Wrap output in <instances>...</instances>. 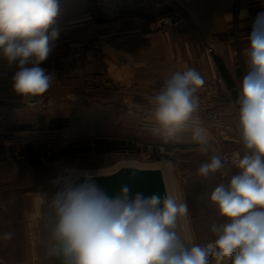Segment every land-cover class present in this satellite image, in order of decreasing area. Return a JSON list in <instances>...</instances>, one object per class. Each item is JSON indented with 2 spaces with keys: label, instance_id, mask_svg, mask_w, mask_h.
Segmentation results:
<instances>
[{
  "label": "clouds",
  "instance_id": "9594fccd",
  "mask_svg": "<svg viewBox=\"0 0 264 264\" xmlns=\"http://www.w3.org/2000/svg\"><path fill=\"white\" fill-rule=\"evenodd\" d=\"M59 14L58 0H0V56L15 65L12 88L30 101L45 94L53 76L40 67L59 33L49 29ZM259 15L258 14V19ZM245 51V75L239 87L240 139L243 155L230 158L212 155L197 172L207 178L227 176L210 195L223 223L213 224L216 239L206 245L187 246L180 221L189 213L186 202L174 196L131 194L127 185L115 195L96 183L97 173L65 167L51 183L55 194L48 198L45 223L48 260L60 264H264V31L253 26ZM205 81L192 68L167 76L151 96L155 127L153 135L165 142L178 139L189 123L199 121L198 90ZM194 139L201 152L208 139L197 127ZM130 179L137 170L127 166ZM13 233L0 235L11 240Z\"/></svg>",
  "mask_w": 264,
  "mask_h": 264
},
{
  "label": "crops",
  "instance_id": "0c3cea01",
  "mask_svg": "<svg viewBox=\"0 0 264 264\" xmlns=\"http://www.w3.org/2000/svg\"><path fill=\"white\" fill-rule=\"evenodd\" d=\"M160 1L162 4L170 3L172 8L170 13L173 16L170 18L173 24L166 28H158L155 22L152 23L149 14L151 0H123L120 5L119 0H89L88 6L83 0H58L59 14L49 32L57 27L64 35L69 32L81 36L88 24H94L95 29L102 30V33L104 28H110L109 38L101 35V55L104 61L111 62L107 68L111 69L112 91L124 93L126 98H114L108 102L96 98L94 115L96 119L110 118L113 128L132 137L133 142L141 146L166 145L176 150V161L169 162L174 169L173 176H168L170 164L164 165L169 166L170 191L179 195L180 201L186 202L189 209L188 216L180 221L181 236L186 237L189 247L193 244L203 246L216 239L211 231L212 225L224 222L217 207L210 202V195L219 183H227L238 169H233L225 181L219 172L204 178L198 175L197 170L212 155L242 144L236 100L246 71L248 37L254 25L264 31V15H259L258 19V14L264 13V0ZM105 4L109 5V9L103 11L105 19L96 20L100 14L97 11L103 10ZM135 8L141 9V13L135 14ZM85 39L78 38L74 59L80 61L82 53L86 58L87 49H81ZM95 39L98 40L97 35ZM104 42L110 51H103ZM189 68L197 70L205 82L219 75L225 79L220 107L231 127L220 135L208 127L188 125L178 139L165 142L161 136L151 132L155 122L146 94L152 90L159 91L167 76ZM0 69L7 70L5 74L8 76L13 75L14 69L8 67L2 56ZM200 91L201 88L198 93ZM197 127L203 129L209 141L207 152H201V146L194 139ZM210 264H216L214 258H210ZM223 264L231 262L225 260Z\"/></svg>",
  "mask_w": 264,
  "mask_h": 264
},
{
  "label": "rangeland",
  "instance_id": "374dc122",
  "mask_svg": "<svg viewBox=\"0 0 264 264\" xmlns=\"http://www.w3.org/2000/svg\"><path fill=\"white\" fill-rule=\"evenodd\" d=\"M83 2L89 5V0ZM121 2L123 0H119V5ZM160 2L151 0L149 6L150 18L156 27L162 17L173 16L170 3ZM102 7L103 10L97 12L104 14L109 5ZM134 11L141 13L138 8ZM55 30L61 34L53 43L48 58L40 65L53 76L52 87L45 94L26 101L12 88L16 67L8 66L14 69L12 76L5 74L7 70L0 69V235L13 233L11 240L0 239V264L40 263L45 253V250L42 253L45 239L43 237L41 241L39 254L33 239L38 199L47 188L56 191L51 180L65 167L101 173L119 168L121 164L151 166L175 162L177 158L176 154L164 157L156 151V146L146 147L133 142L132 137L112 127L110 118L96 119V98L104 102L126 98L124 93L112 91L111 69L107 68L111 62L104 61L101 55V35L109 38L110 28H104L102 33L94 24H88L81 36L69 32L64 35L57 27ZM79 37L86 38L81 49H87L86 58L82 53L80 61L74 59ZM108 46L104 42L103 51H110ZM63 118L67 119L68 125L54 129ZM97 139L111 142L108 146L113 148L102 152L94 150ZM39 151L45 152L46 157L42 164L35 165L33 155ZM169 166L166 167L168 176H173L174 169L171 164ZM172 195L176 197V194Z\"/></svg>",
  "mask_w": 264,
  "mask_h": 264
},
{
  "label": "built area",
  "instance_id": "2783aa9c",
  "mask_svg": "<svg viewBox=\"0 0 264 264\" xmlns=\"http://www.w3.org/2000/svg\"><path fill=\"white\" fill-rule=\"evenodd\" d=\"M172 24L173 20L170 17L165 16L160 19L158 27L166 28L168 26H171ZM211 50L212 49H210V51ZM224 83L225 79L221 75L216 76L204 83V85L201 87V91L197 93L200 97V110L198 113L199 121L198 123L191 122L189 123V125L208 127L214 134L220 135L229 131L231 124L228 121L227 115L220 107V102L223 97ZM157 92L158 90H152L147 93V103L151 108L152 105L149 102L150 98ZM156 151L164 157L174 156L176 153L175 149L167 147L166 145H156ZM244 151L245 149L243 147V144H241L238 148L222 152L219 155H221L222 157L230 158L234 153H240L241 155H243ZM233 169H235V167H230L228 175ZM228 175L221 176L220 174V177L223 181H225ZM175 196L176 199H180L179 195Z\"/></svg>",
  "mask_w": 264,
  "mask_h": 264
},
{
  "label": "water",
  "instance_id": "95a60500",
  "mask_svg": "<svg viewBox=\"0 0 264 264\" xmlns=\"http://www.w3.org/2000/svg\"><path fill=\"white\" fill-rule=\"evenodd\" d=\"M128 165H122L118 169L106 172L98 173L99 178L96 179V183L99 184L109 196L115 195L119 192L120 188L124 185H127L131 194L134 195L136 192H141L145 196H151L152 194H158L161 197H164L166 194L169 195L166 177L164 171L160 167H140L136 165L134 168L137 170V177L135 179H130V171L127 167ZM49 195L51 197L55 194V191ZM170 196V195H169ZM44 238H45V253L44 257L41 259L38 264H60V261L52 258L48 260L47 257V231L45 229L44 223Z\"/></svg>",
  "mask_w": 264,
  "mask_h": 264
},
{
  "label": "bare ground",
  "instance_id": "6f19581e",
  "mask_svg": "<svg viewBox=\"0 0 264 264\" xmlns=\"http://www.w3.org/2000/svg\"><path fill=\"white\" fill-rule=\"evenodd\" d=\"M123 165H136V166H140V167H160V168H162L164 171L165 177H166V183H167L169 195L173 196L172 192L170 191L168 178H167V169H166V166L164 165V163H157L155 165L151 164V166H149V165L148 166L147 165L142 166L140 164H138V165L137 164H123ZM120 166H122V164ZM116 169H118V167H116L113 170H110L108 172L114 171ZM101 173H106V172H101ZM52 193L53 192H51V189L47 188V192H45L42 195V198L39 197V199H38V205H37V212H38L37 214L38 215L36 216V218L33 221L35 231H36V233H34L33 239H34V245H35V250H36L37 254H39V252L42 250V247L40 245H41V241L43 240V237H44L43 236V234H44V227L43 226H44V223H46L47 217L49 215L48 198H50L49 195ZM42 199H44V201H41ZM44 250H45V246L43 247L42 253H44Z\"/></svg>",
  "mask_w": 264,
  "mask_h": 264
},
{
  "label": "trees",
  "instance_id": "16d2710c",
  "mask_svg": "<svg viewBox=\"0 0 264 264\" xmlns=\"http://www.w3.org/2000/svg\"><path fill=\"white\" fill-rule=\"evenodd\" d=\"M93 2L95 0H92ZM100 15L96 16L95 15V10L93 9V14L96 16V20H104V18L102 17L103 13L99 12ZM225 74H226V71L225 69H222ZM55 122V120L53 121ZM60 123H57L55 126H54V129H60V128H63L64 126H67L68 124L67 123V119L66 118H63L61 120H59ZM27 127V125H26ZM28 128V127H27ZM111 142L109 141H106V140H101V139H97L95 141V145L93 147L94 150L98 151V152H102V151H105L106 149L107 150H110L112 149L113 147L111 146H108ZM45 157H46V153H42V151H39L37 154H34L33 155V158H34V164L35 165H40L43 163V161L45 160Z\"/></svg>",
  "mask_w": 264,
  "mask_h": 264
}]
</instances>
